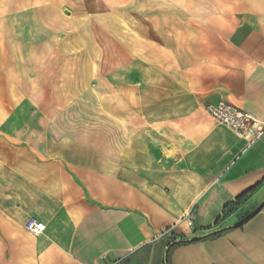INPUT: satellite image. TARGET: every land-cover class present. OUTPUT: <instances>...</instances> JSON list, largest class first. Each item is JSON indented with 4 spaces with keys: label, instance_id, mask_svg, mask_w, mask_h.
Instances as JSON below:
<instances>
[{
    "label": "crops",
    "instance_id": "1",
    "mask_svg": "<svg viewBox=\"0 0 264 264\" xmlns=\"http://www.w3.org/2000/svg\"><path fill=\"white\" fill-rule=\"evenodd\" d=\"M10 15L0 264H264V132L206 111L224 100L264 122V0H110L108 60L49 50V17Z\"/></svg>",
    "mask_w": 264,
    "mask_h": 264
},
{
    "label": "rangeland",
    "instance_id": "2",
    "mask_svg": "<svg viewBox=\"0 0 264 264\" xmlns=\"http://www.w3.org/2000/svg\"><path fill=\"white\" fill-rule=\"evenodd\" d=\"M16 4H27L29 8H33H22L14 15L13 8ZM109 6L110 0H0V17L3 13L8 16L10 11L13 13L10 17L17 16L25 19L49 17L53 25L48 29L52 28L54 35H60L54 36L48 43L49 50L67 47L85 49L87 53L96 50L104 57L103 60H108L109 51L113 49L108 25ZM13 28L22 34L28 30V26L25 25ZM43 29L46 31L41 34ZM38 31L40 46L45 39L48 40L45 36L49 35L46 34L49 32L45 26L38 27ZM58 37H60L59 40H57Z\"/></svg>",
    "mask_w": 264,
    "mask_h": 264
},
{
    "label": "built area",
    "instance_id": "3",
    "mask_svg": "<svg viewBox=\"0 0 264 264\" xmlns=\"http://www.w3.org/2000/svg\"><path fill=\"white\" fill-rule=\"evenodd\" d=\"M206 111L219 123L242 135L248 141L259 138L264 132L263 121L254 117L248 111L240 109L224 100H220L215 104H207ZM187 216L188 223L190 224V214L188 213ZM24 227L30 233L38 235L45 230L46 225L44 222L30 217L24 223Z\"/></svg>",
    "mask_w": 264,
    "mask_h": 264
},
{
    "label": "trees",
    "instance_id": "4",
    "mask_svg": "<svg viewBox=\"0 0 264 264\" xmlns=\"http://www.w3.org/2000/svg\"><path fill=\"white\" fill-rule=\"evenodd\" d=\"M179 243L180 242H175V243L171 244L170 245V248L173 247V246H175V245H177V244H179ZM168 255H169V250L167 251V261H168Z\"/></svg>",
    "mask_w": 264,
    "mask_h": 264
}]
</instances>
